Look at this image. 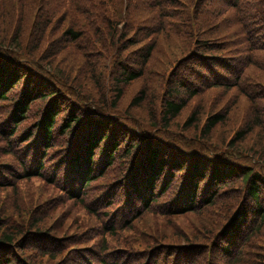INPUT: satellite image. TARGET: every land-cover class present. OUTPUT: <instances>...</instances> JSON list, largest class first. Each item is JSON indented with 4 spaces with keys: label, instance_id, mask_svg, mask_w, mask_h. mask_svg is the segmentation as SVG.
I'll return each mask as SVG.
<instances>
[{
    "label": "trees",
    "instance_id": "1",
    "mask_svg": "<svg viewBox=\"0 0 264 264\" xmlns=\"http://www.w3.org/2000/svg\"><path fill=\"white\" fill-rule=\"evenodd\" d=\"M73 2L0 0V13L37 8L42 19L37 30L43 33L45 27L56 29L46 17L62 9L57 20L64 19L74 9ZM223 6L235 16L230 34L238 37L242 33L247 43L251 41L242 11L253 9L252 16L264 25L260 18L264 0H192L179 14L184 26L179 27L177 19L175 33L179 29L187 37L185 56L197 71L195 80L172 82L181 75L179 70L171 71L177 57L163 73L161 90L170 91L168 100L164 107L157 104L155 110H148L151 115L146 119L128 111L141 108L146 103L143 97L131 98L127 109H118L123 89L103 83L106 102L84 100L67 80L68 74L49 71L40 59H34L33 46L30 53L13 40H9L12 45L0 41V148L8 157L0 159V264H133L132 240L138 241L160 224H170L175 238L156 243L157 258L141 264L262 263L263 257L256 256L264 244V238L258 237L264 223V164L263 170L258 167L261 148L246 147L247 153L240 146L248 143V135L264 137V54L251 58L246 53L223 51L225 45L213 38L218 36ZM92 14L93 24L81 22L78 15L62 27L69 39L66 45L84 43L80 50L84 54L90 50L87 43L92 36L106 42L104 30L110 24L100 13ZM108 34L107 39L116 44L125 38L114 24ZM153 52L152 46L144 50V66L132 61L117 64L122 81L116 78L114 82L127 88L136 78L145 81L155 74L153 67L169 64L161 60L150 66ZM16 91L18 98L6 110L8 95ZM65 98L69 102L64 103ZM37 101H45L38 114ZM186 107L189 113L182 130L169 134L170 122ZM234 113L238 128L223 145L213 134L227 128ZM191 128L198 129L197 134L189 135ZM59 141L64 145H58ZM58 150L62 154L50 162L57 164L47 172L46 161ZM238 178L245 181L242 198L234 195L222 201V188ZM94 182L102 191L89 203L85 192ZM232 198L237 199L231 206ZM31 203L42 205L45 217L32 221L35 211L26 209ZM220 203V211H210ZM96 209H101L102 217L96 216ZM15 214L21 220L17 224L11 221ZM30 236L41 244L32 248ZM95 236L99 246L94 251L89 241ZM89 250L94 251V258Z\"/></svg>",
    "mask_w": 264,
    "mask_h": 264
},
{
    "label": "rangeland",
    "instance_id": "2",
    "mask_svg": "<svg viewBox=\"0 0 264 264\" xmlns=\"http://www.w3.org/2000/svg\"><path fill=\"white\" fill-rule=\"evenodd\" d=\"M191 1L192 0H75V2L72 3V5L75 6L74 9L70 11L64 19L61 18L60 20H57V15L60 11H62V9H57V11L54 9L52 13L46 17L47 20H52V24L56 25V29L52 31L50 30V27H45L46 31L43 33L40 30H37L41 27L38 24L42 23V19L40 17L41 13L37 10V8L34 9V7H26L25 10H18V8L16 11L7 10L6 14L0 13V41L5 44L12 45L9 40H13L19 45V48H26L27 50H30V47L33 46V52L28 51L37 56L34 59H40L44 64L43 66L49 71H59L61 74H68L67 80L80 90L84 100L89 101L92 98L95 101L97 100L100 104L106 102L104 96L102 95L104 84L108 87H116L119 85V88L123 89L124 96L120 97L116 103L118 109H127L129 104H132V99L134 100V97L136 96L143 97L146 100V103L143 101V105L140 106L142 109L134 106L128 109V111L134 116L146 119V116L151 115L149 114V111L152 112L155 110L157 104H161L162 107L165 106L170 91L163 93V90H161L164 82L163 73L168 66L169 68L171 67L177 57H179V60L171 71L173 72L179 70L178 72L181 75L177 80H172V82L178 85V80L183 79L186 82L195 80L197 71L196 69L190 67V65L193 64L190 57L188 55L185 56L188 51L186 48L187 37L182 36L179 29L177 35L175 33V28H177L176 22L179 14L184 10L185 6L191 3ZM246 1L248 3H255V0ZM261 9L263 10L264 8L261 7ZM92 13H100L102 17L108 18L110 24L106 25V29L104 30L103 36L104 38L106 37V42L104 43V40L92 36L90 42L87 43V45L90 46V50L88 54H84L80 51L84 48V43H79L78 45H73L71 43L68 46L66 45L65 40L68 41L69 39L62 34V27L66 20L69 18L76 20L78 15L81 17V22L90 21L91 24H93L95 21L94 17L91 16L93 15ZM242 13L245 17L244 24H247L248 26H245V28L248 32V38L251 41L250 43L246 42L245 36H243L242 33L237 35L238 37L230 34L232 22H234L235 16L232 10L225 6H223L221 10V17L218 25V36H214L213 38H216L221 44L225 45V49L223 51H238L248 54L251 58L257 54H264V49H261L264 48V25L257 23L256 19L258 18H254L252 16L254 13L253 9L244 10ZM260 18H264V15H261ZM112 24L117 25L119 29H122L121 36H125V38L117 44L112 43L107 39L109 36V26ZM178 26H184V22L179 20ZM35 32H37L38 35H35ZM114 32L117 34L116 38H118L119 33L117 31ZM38 45H41L43 49H41ZM149 46L154 48V52L149 59L150 66L160 62L161 60L165 61V63L169 60V64H161L153 67L156 72L155 74H149V78L145 81L140 78H136L127 88H123L119 82L115 83L114 79L119 78L122 73V70L118 68L119 65L117 64H120L123 61H132L134 62V65H143L142 62L145 55L143 52L144 50L147 51ZM72 52H79L82 56H80V54L69 56ZM44 57L46 59H44ZM106 78L111 80V83H109ZM39 80L42 79L38 78L37 81ZM120 81L122 80L120 79ZM47 85L49 86L48 83ZM8 96L10 98L6 104H9V106H5L6 110L10 108V106H12V102L18 98V91L12 92ZM44 102L45 101H37L34 103L36 114L39 113L41 107L45 106ZM66 102H69V99L65 98L64 103ZM240 112H242L241 108ZM188 113L189 108H184L180 115L170 122L171 124L169 128L172 130L167 132L169 133L174 132L173 130H182V125L187 119L186 116H188ZM60 116L63 118V115ZM160 119L161 118H159V120ZM228 122L230 124L227 128L218 131L217 134H213V138L215 139L216 137H219L218 139L221 140V144L223 145H225V141L231 137L233 130L238 128L239 118L235 113L230 114ZM189 132V135L197 134L198 129L191 128L189 129ZM190 140V137L186 136V141L189 142ZM246 141L248 143L241 144L240 149L247 153L249 152L246 147L248 149L252 148L253 151L261 148L262 157L259 158L261 163H259L258 167L260 170H263V135L262 137L248 135ZM1 144L2 142L0 139V145ZM58 145L63 146L64 142L59 141ZM61 154L62 150L55 151L47 159V172L53 171L54 166L57 163L50 162H52V160H56ZM0 159H8V157H5L2 154L1 148ZM244 188L245 181L238 178L222 188L224 192H222L219 197L222 201H224L226 197H233L234 195L242 198ZM101 191L102 188L99 183H92L85 192V201L91 203L94 197L100 194ZM236 199L237 198L230 199L232 203L231 206L234 205ZM1 205L3 204L0 202V207ZM222 206L223 203L216 204L210 209V211L214 213L220 211ZM26 209H32L35 211L33 216H30L32 221L35 220L36 217H45V211L42 205L31 203L26 206ZM59 210H62V208H59ZM14 211H16V209H13V212ZM229 211L225 212V214ZM20 214H22V212ZM222 215L223 214H221L220 217ZM96 216L102 217L101 209H96ZM24 217H26V213L24 214ZM12 218L13 219H11V221L15 224L21 221L17 214H15ZM147 218L150 217L147 216ZM179 220L180 218L175 219V223H179ZM41 224L42 228H44L43 220L41 221ZM91 235H93V233H91ZM258 237L264 238V223H262V226L260 227ZM173 238H175V232L172 230V226L170 224H160L155 227L153 231H147L146 235H141L138 241H134L133 239L130 244L134 250L131 254L133 258L132 263L141 264L143 260H148L149 262L152 258H157L159 250L155 244H160ZM28 239L31 241L32 248L41 244V242L35 240L34 236H30ZM98 240L99 237H90L89 243L91 242L94 251L99 246ZM54 244L56 243L54 242ZM148 247L152 248L146 252H136L137 249ZM259 248L260 250L256 252V256L263 257V259L260 260L262 262L261 264H264V244ZM94 251L89 250L90 254L88 255L91 258H94ZM215 254L217 256L216 260H219L220 256L218 252ZM80 259L81 261L85 260L83 256H80ZM254 262L258 263L259 261L254 260Z\"/></svg>",
    "mask_w": 264,
    "mask_h": 264
}]
</instances>
